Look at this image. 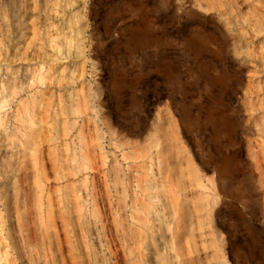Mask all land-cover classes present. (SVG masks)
<instances>
[{"label":"rangeland","instance_id":"obj_1","mask_svg":"<svg viewBox=\"0 0 264 264\" xmlns=\"http://www.w3.org/2000/svg\"><path fill=\"white\" fill-rule=\"evenodd\" d=\"M262 24V0H0V264H264Z\"/></svg>","mask_w":264,"mask_h":264},{"label":"bare ground","instance_id":"obj_2","mask_svg":"<svg viewBox=\"0 0 264 264\" xmlns=\"http://www.w3.org/2000/svg\"><path fill=\"white\" fill-rule=\"evenodd\" d=\"M255 1H256V0H255ZM262 1H264V0H262ZM257 2H258V0H257ZM259 3H260V2H259ZM259 3H257V4H259ZM261 4H262V3H261ZM211 7H212V6H211ZM252 7H253V6H252ZM262 8H263V7H262ZM260 10H261V9H260ZM260 21H261V20H260ZM261 26H262V28H264V27H263V24H262ZM258 28H259V27H258ZM260 28H261V27H260ZM260 28H259V29H260ZM261 92H262V91H261ZM261 97H262V96H261ZM263 97H264V96H263ZM263 97H262V99H263ZM259 100H260V99H259ZM263 101H264V99H263ZM263 101H262V102L260 101V102L263 103ZM16 126H17V125H16ZM172 138H173V137H172ZM169 147H170V146H169ZM174 147H175V146L173 145V147H171V149L174 148ZM171 149H170V150H171ZM168 150H169V149H168ZM168 150H166V151L168 152ZM163 152H164V151H163ZM163 152H162V153H163ZM160 153H161V152H160ZM257 160H258V158H257ZM157 161H158V160H157ZM157 161H156V162H157ZM158 163H159V161H158ZM150 166H151V164H150ZM152 166H153V165H152ZM83 167H84V166H83ZM153 168H154V167H153ZM150 211H151V210H150ZM186 217L189 218V217H191V216H189V214L186 213ZM188 223H189V222H188ZM122 228H124V227L122 226ZM166 228H168V227H166ZM134 229H135V228H134ZM156 230H157V229H156ZM178 233H180V232H178ZM147 235H148V234H147ZM179 235H180V234H177V235L174 234V243H173V245H172L174 249H177V246H178L179 248H180V246H181L182 241L180 240L181 238L179 237ZM168 236H169V235H168ZM160 239H161V238H160ZM169 240H171V239H169ZM169 240L166 239V240H165V244H164V246L167 248V250H168V249H172ZM156 245H157V244H156ZM160 246H162V245H160ZM165 247H164V248H165ZM159 250H160V249H159ZM163 250H164V249H163ZM163 250H161V251H163ZM94 253H95V252H94ZM155 253H156V252H155ZM157 254H159V253H156V255H157ZM160 254H161V253H160ZM159 257H163V256H159ZM160 259H161V258H160ZM202 259H203V258H202ZM161 260H162V261H165L166 258H162Z\"/></svg>","mask_w":264,"mask_h":264}]
</instances>
